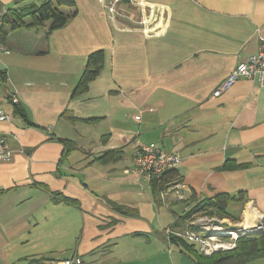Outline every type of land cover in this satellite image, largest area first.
<instances>
[{"label":"crops","instance_id":"0c3cea01","mask_svg":"<svg viewBox=\"0 0 264 264\" xmlns=\"http://www.w3.org/2000/svg\"><path fill=\"white\" fill-rule=\"evenodd\" d=\"M46 1L0 0V107L11 115L0 135L13 152L0 161V264H198L166 229L218 194L243 197L229 205L238 222L264 224V86L242 78L213 97L258 51L264 0H122L117 20L100 0H73L51 31L32 25ZM101 49L100 73L74 94ZM152 142L182 157L183 199L132 172L136 146ZM112 149L118 158L98 159Z\"/></svg>","mask_w":264,"mask_h":264},{"label":"built area","instance_id":"2783aa9c","mask_svg":"<svg viewBox=\"0 0 264 264\" xmlns=\"http://www.w3.org/2000/svg\"><path fill=\"white\" fill-rule=\"evenodd\" d=\"M100 1L105 4L111 17L117 20V17L121 14L117 5L122 0H110L108 2L105 0ZM129 1L141 8L145 7V2L143 0ZM7 13V8H0V53L9 52V48L3 43L1 33L5 25V16ZM148 21L149 18L134 20V22L139 24V28H141V26H146ZM259 41L258 51L249 55L246 60L240 61L236 65L228 76L215 88L213 97H218L225 91H228L242 78L255 80L260 86H264V34L259 35ZM9 99L15 104L19 101L16 94H12ZM5 100H7V97ZM135 117L136 119H140V115H136ZM10 118L11 115L8 114L4 108L0 107V122L8 121ZM12 157V150L4 137L0 135V161H10ZM133 159L134 167L132 172L151 182L154 179H157L159 182L162 181L168 171L177 169L182 163V157L178 153L166 152L153 142L147 145H137ZM164 183V188L161 189V194L164 198H166L170 192L176 194L175 196L178 199H183L185 197L180 193V189H182L180 182L173 180ZM224 221L228 222L229 225H224ZM233 226L237 227L231 228ZM263 230V222L248 225L243 221H230L208 214H200L189 220L188 223L179 229H173L172 227L167 228L166 233L169 236H180L191 243L197 244L202 253L212 255L233 250L237 247L238 240L241 236L261 232ZM47 264H83V260L80 256H74L59 261L50 260Z\"/></svg>","mask_w":264,"mask_h":264},{"label":"trees","instance_id":"16d2710c","mask_svg":"<svg viewBox=\"0 0 264 264\" xmlns=\"http://www.w3.org/2000/svg\"><path fill=\"white\" fill-rule=\"evenodd\" d=\"M64 3L73 4V0H57L56 3L46 1L37 7L32 13L34 21L32 25H43L50 22L49 30H54L65 26L76 12L67 14L61 11L58 6ZM58 5V6H57ZM8 21V13L5 16V23ZM23 22H17L13 27L21 26ZM104 63V50H97L90 54L86 69L80 79L78 85L74 89V94L82 93L88 89L89 83L96 78L100 73ZM97 119V118H96ZM122 149H112L106 151L98 159L102 162L114 160L119 156ZM237 166H240L236 164ZM235 165V166H236ZM236 166V167H237ZM228 167V166H227ZM179 173L176 170L168 171L162 181L154 179L152 181L153 188L159 192L164 188L165 183L173 179H178ZM3 190L0 189V196ZM56 200L72 201L61 193H55ZM237 200H243L241 196H234L230 194H218L213 197H206L202 199L191 200V206L183 212L181 218L191 220L200 214L218 215L221 218L234 217L237 221L238 215H234L229 210V205ZM172 241L179 244L182 249L188 252L198 264H246L247 261L264 257V230L261 232L246 234L241 236L238 240L237 247L230 251L206 255L202 253L197 244L191 243L186 239L173 235Z\"/></svg>","mask_w":264,"mask_h":264},{"label":"rangeland","instance_id":"374dc122","mask_svg":"<svg viewBox=\"0 0 264 264\" xmlns=\"http://www.w3.org/2000/svg\"><path fill=\"white\" fill-rule=\"evenodd\" d=\"M211 216H216V217H218V218H221V217L218 216V215H211ZM227 220L233 221V220H231L230 218H227ZM262 262H264V261H261V260L259 259L258 261L247 262V264H264V263H262Z\"/></svg>","mask_w":264,"mask_h":264},{"label":"water","instance_id":"95a60500","mask_svg":"<svg viewBox=\"0 0 264 264\" xmlns=\"http://www.w3.org/2000/svg\"><path fill=\"white\" fill-rule=\"evenodd\" d=\"M1 68H4V66H3V65L1 64V62H0V69H1ZM223 224H224V225H229L228 222H226V221H224ZM235 227H237V226H233V227H231V228H235Z\"/></svg>","mask_w":264,"mask_h":264}]
</instances>
